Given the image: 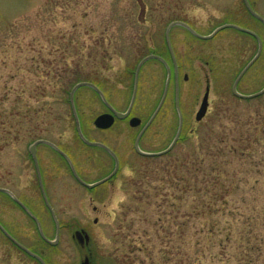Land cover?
Segmentation results:
<instances>
[{"label":"rangeland","instance_id":"rangeland-1","mask_svg":"<svg viewBox=\"0 0 264 264\" xmlns=\"http://www.w3.org/2000/svg\"><path fill=\"white\" fill-rule=\"evenodd\" d=\"M255 9L264 18V5ZM175 21L190 22L203 35L227 23L258 33L261 56L239 82L238 91L253 95L264 88V25L248 13L242 0H0V188L16 196L39 192L28 156L37 140L71 153L89 183L108 175L114 166L111 156L84 145L77 134L70 92L80 80L93 82L117 110L126 111L139 61L159 48L168 53L166 32ZM170 35L181 63L183 129L169 154L140 156L135 140L142 127H131L129 119L116 121L108 130L96 128L95 119L107 108L93 89L82 87L75 93V105L83 131L90 141L104 143L122 156L117 178L90 190L73 178L59 156L39 147L61 223L55 247L45 244L28 215L0 193L1 222L24 245L45 252L48 264H81L86 257L91 264H211L198 256L220 243L221 237L212 236L207 225L223 226V218L220 212L188 215L196 206L203 210L196 200L201 195L188 194L189 181L203 187L204 175L195 177L189 170L198 158L207 165L217 161L216 174L228 184L248 180L238 196L251 197L253 264H264V94L243 99L232 92L238 75L257 53V42L232 28L207 40L188 38L183 26H174ZM165 82L160 63L152 60L143 66L132 115L144 124L158 107ZM208 84L209 110L197 122ZM224 125L231 132L229 145H221L217 158L207 156L208 144L215 142ZM178 127L171 85L140 141L141 149L165 150ZM243 144H250V156L242 155ZM233 147L239 152H230ZM20 200L37 210L46 237L55 240L56 224L42 208L43 198ZM77 230L90 236L85 247L74 237ZM0 264L39 263L0 233Z\"/></svg>","mask_w":264,"mask_h":264},{"label":"trees","instance_id":"trees-1","mask_svg":"<svg viewBox=\"0 0 264 264\" xmlns=\"http://www.w3.org/2000/svg\"><path fill=\"white\" fill-rule=\"evenodd\" d=\"M225 128H227L226 125H224L222 131L218 132L215 142L213 141L208 144L206 148L208 149L207 156L217 158L223 152L221 145H229L227 143L230 140L231 132H227ZM248 140L246 141L249 142ZM243 145H245L244 149L246 151L244 150L242 155L250 156V144ZM230 152L237 153L239 152V148L233 147L230 149ZM203 162L204 159H200L199 161L198 158L197 161L190 163L192 167L189 168L195 177L200 173L204 175L203 181H201L203 187L199 188L198 185L194 186L195 184H192L190 181L188 182V194L194 191V193L201 195L196 200L200 204L203 203V210L198 208L199 206H196L192 208V212H189L188 215L190 217L205 216L208 212V215L213 216L220 212L223 218V226L217 222L214 225H207L208 232L212 236L221 237L220 243L208 247V250H205L198 257H207L211 264H253V254L256 251L254 240L256 237L253 230L255 216L251 206L252 201L251 197L247 194L238 196V191H241L243 185H247L249 182L248 180H244L228 184L221 174H216L220 165L217 164V161L211 165L204 164ZM212 173L213 178L208 176V174ZM202 192L203 194H200ZM203 197L206 198L203 199ZM259 250L262 251V249ZM199 264L204 263L200 262Z\"/></svg>","mask_w":264,"mask_h":264},{"label":"water","instance_id":"water-1","mask_svg":"<svg viewBox=\"0 0 264 264\" xmlns=\"http://www.w3.org/2000/svg\"><path fill=\"white\" fill-rule=\"evenodd\" d=\"M245 1V4L248 8V10L254 15L256 16L258 19H260L263 23H264V18L261 17L259 14H257L251 7V5L249 4L248 0H244ZM175 25H182L186 28H190L188 27V24L184 23V22H174L172 23L169 28H168V32H167V37H168V40H169V34H170V30L173 26ZM227 28H234V29H237L239 31H242V32H245V33H248V34H251L253 35L254 37L257 38L258 40V43H259V49H258V52L256 54V56L248 63V65L243 69V71L240 73V75L238 76L237 80L235 81L234 85H233V93L240 97V98H245V99H250V98H254V97H258L260 95H263L264 94V88L260 91V92H257L256 94H253V95H243L241 93L238 92L237 90V85L239 83V81L243 78V76L246 74V72L256 63V61L259 59L260 55H261V52H262V48H263V42H262V39L260 38V36L258 34H256L255 32L249 30V29H246V28H243V27H240V26H237V25H234V24H225V25H222L220 26L219 28H217L211 35H208V36H202V35H199L197 34L193 29L190 28V30L197 36L203 38V39H211L213 38L218 32L224 30V29H227ZM170 42V41H169ZM170 44V43H169ZM171 46V45H170ZM152 58H159L158 56H155V55H151V56H148L146 58H144L141 63L139 64L138 68H137V72H136V85H135V90H134V95H133V98L131 100V103H130V106H129V109L126 113H121V112H118L116 110H114L107 102H106V99L103 95V93L100 91V89L95 86L94 84L92 83H89V82H82V83H79L77 84L71 91V102H72V106H73V110H74V114L76 116V120H77V125H78V131H79V135L80 137L82 138V140L87 144V145H90V146H101V147H104L106 148L107 150H109L110 152H112L107 146L103 145L102 143H98V142H91L89 141L82 133L81 131V128H80V123H79V120H78V116H77V113H76V109H75V105H74V94L75 92L80 88V87H83V86H90L92 88H94L95 90H97L100 95L103 97V99L105 100V102L110 106V108L112 109L113 111V114H109V113H105V114H102L100 116H98L95 121H94V124L97 128L99 129H108L110 128L114 122H115V118L117 117L118 119H124L126 118L132 108H133V105H134V102H135V98H136V93H137V84H138V74H139V71L142 67V65L152 59ZM161 59V58H160ZM167 68H168V80H167V84H166V88H165V92H164V95H163V98L157 108V110L155 111V113L153 114L151 120L147 123V125L145 126V128L143 129V131L141 132V134L138 136L137 140H136V144H135V148H136V151L139 153V154H142V155H145V156H163L167 153H169L176 145V143L178 142L179 138H180V135H181V131H182V113H181V110H180V104H179V88H178V82H177V90H176V106H177V110H178V113H179V116H180V126H179V129H178V132H177V135L176 137L174 138L173 142L171 143V145L164 151H161V152H157V153H146L144 151H142L139 147V141L143 135V133L145 132V130L148 128V126L152 123V121L154 120V118L156 117V115L158 114V112L160 111L164 101H165V98L167 96V92H168V87H169V82H170V76H171V72H170V69L167 65ZM187 78V77H186ZM209 96H210V86L208 85L206 87V92L204 94V97H203V100L201 102V105H200V108L196 114V121H201L203 120V118L207 115V112H208V109H209ZM142 120L138 117H133L131 118L130 120V125L132 127H137L141 124ZM40 143H47V141H44V140H39L37 141L32 147H31V153L33 154L34 156V159L37 163V158H36V147L38 144ZM112 154L115 156L116 158V168H115V171L107 178L101 180V181H98L96 183H93V184H88V183H84L82 182L87 188L89 189H93L101 184H103L104 182H106L107 180H109L113 175L116 174V172L118 171L119 169V162H118V159L116 157V155L112 152ZM64 155V153H63ZM66 156V155H65ZM75 172V171H74ZM76 174V172H75ZM77 175V174H76ZM78 177V176H77ZM79 178V177H78ZM41 188L43 189V186L41 185ZM0 190L2 191H6L8 193H10L8 190H4V189H1ZM11 194V193H10ZM12 195V194H11ZM13 196V195H12ZM19 202V201H18ZM20 203V202H19ZM53 216L55 217L56 219V215L53 213ZM95 222H97V220H95ZM0 228L5 232V230L3 229V227L0 225ZM6 233V232H5ZM7 234V233H6ZM59 234V233H58ZM57 234V238L55 241H50L48 239H46L50 244L52 245H55L57 244L58 240H59V235ZM11 239H13L9 234H7ZM75 238L78 240V242L84 246L85 244L87 245L90 241V237L89 235L84 231V230H78L75 232ZM14 240V239H13ZM15 241V240H14ZM16 242V241H15ZM18 244V242H16ZM20 245V244H19ZM23 249H25L27 252H29L30 254L34 255V256H37L35 254H33L32 252H30L28 249H26L24 246L20 245ZM81 264H91V261H90V258L89 257H86L83 262Z\"/></svg>","mask_w":264,"mask_h":264},{"label":"flooded vegetation","instance_id":"flooded-vegetation-1","mask_svg":"<svg viewBox=\"0 0 264 264\" xmlns=\"http://www.w3.org/2000/svg\"><path fill=\"white\" fill-rule=\"evenodd\" d=\"M249 1V3H250V5L255 9V7L256 6H258V5H260V6H262V5H264V0H248ZM242 2H243V0H242ZM244 3V2H243ZM256 10V9H255ZM257 12V11H256ZM259 13V12H258ZM254 19L256 20V21H258V22H260L261 24H263L261 21H259L256 17H254ZM264 25V24H263ZM188 27H190L191 29H193V30H195L197 33H198V31H197V29L195 28V26L192 24V23H190V22H188ZM190 28H188V38H191L193 35H194V33L190 30ZM222 32V31H221ZM199 35H203V34H201V33H198ZM217 34H219V32L217 33ZM216 34V35H217ZM215 35V36H216ZM196 38H198V39H201V40H204L203 38H201V37H199V36H197V35H194ZM203 36H207V35H203ZM207 40V39H206ZM171 45H172V40H171ZM172 48H173V45H172ZM163 50V49H162ZM167 52L168 53H166L165 51H161L160 50V48L159 49H157V51L155 52V55L156 56H158L159 58H153V59H151V60H155V61H157L158 63H160L162 66H163V68H164V70H166V79L168 78V68H167V65H168V67H169V69H170V71H171V76H170V86L171 85H174V87H175V89H176V82L178 81V82H180V67H181V63L179 62V60H178V58H177V55H176V51L174 50V48H173V51L172 52H170V50H169V48L167 47ZM161 58V59H160ZM151 60H149V61H151ZM148 61V62H149ZM147 62V63H148ZM141 72H142V69L140 70V73H139V77H138V82L140 83V77H141ZM170 86H169V88H170ZM102 92H103V94H104V97L106 98V100H107V102H108V104H110V106L114 109V110H116V111H118V112H122V111H119V110H117L114 106H113V104H111V102L109 101V97H108V95H107V93L104 91V90H102ZM134 92V91H133ZM133 92H132V95H131V99H132V97H133ZM138 92H139V87H138V91H137V94H136V100H137V96H138ZM96 94L100 97V95L96 92ZM100 99H101V97H100ZM102 100V99H101ZM103 102V101H102ZM104 105H105V107L107 108V112H105V113H109V114H113V111H112V109L110 108V106H108L106 103H104ZM134 108V107H133ZM127 110H128V108H127ZM126 110V111H127ZM126 111H124V112H126ZM132 111H133V109H132ZM132 111H131V113L126 117V118H124L123 120H127V119H130L131 117H133V115H132ZM124 112H122V113H124ZM119 119H115V123H116V121H118ZM122 121V120H121ZM148 122V121H147ZM146 122V123H147ZM154 122V121H153ZM152 122V123H153ZM114 123V124H115ZM145 123V124H146ZM145 124L143 123V120H142V123H141V130L144 128V126H145ZM139 126V127H140ZM147 131V130H146ZM85 134V133H84ZM85 136H86V134H85ZM87 137V136H86ZM88 138V137H87ZM48 143H41V144H39L37 147H36V158H37V164H36V161H35V159H34V157H33V155L30 153V150H29V158H30V160L29 161H31V163L34 165V169H35V172H36V176H37V178H38V183H39V188H40V190H39V192H32V193H26V194H19V195H15L16 196V198H18L19 200L20 199H22V198H38V197H42L43 198V200H44V205H43V209L47 212V213H49V214H51V216L53 217V219H54V221H55V224H56V228H57V221H58V223H59V225H60V228H61V223H60V221L58 220V217H57V214H58V211L56 210V208H55V206H54V202H53V197H55V195L49 190V187H48V183H47V178H46V176H47V169H46V167H45V165L43 164V159H41V157H40V150H39V147L42 145V146H46L51 152H53V153H55L57 156H59L60 157V159L62 160V162H64L65 163V165H66V167H67V169H68V171L71 173V175L73 176V178L77 181V182H79L82 186H84V187H86L82 182H84V183H89V182H87L84 178H83V175L81 174V172L79 171V168H78V166H77V164H76V162L74 161V159H73V157H72V155H71V153H69V152H67L62 146H59L58 144H55V143H53V142H50V141H47ZM93 142H97V141H93ZM101 143V142H100ZM104 144V143H103ZM107 146V145H106ZM92 148H97V149H100V150H102V151H104V152H107L108 153V151L105 149V148H102V147H100V146H94V147H92ZM110 148V147H109ZM30 149V148H29ZM111 149V148H110ZM113 152H115L113 149H111ZM63 153H64V155H63ZM109 154V153H108ZM115 154L118 156V160H119V169H118V171H117V173H116V175H114L110 180H108L107 182H106V184L107 183H110V182H113L116 178H117V176H118V174H119V172L121 171V168H122V156H120L119 154H117L116 152H115ZM68 156L69 157V159L70 160H68L67 159V157L66 156ZM110 155V154H109ZM111 156V155H110ZM111 158H112V160H113V163H114V166H113V169L109 172V174L108 175H106L105 177H103V178H106V177H108L109 175H111L112 173H113V171H114V169H115V166H116V162H115V160H114V158L111 156ZM63 165V164H62ZM77 173V175L75 174V172ZM79 178H78V177ZM82 181V182H81ZM41 185L43 186V189L41 188ZM87 188V187H86ZM0 193H2V194H4V195H6V197H8L16 206H18L21 210H23L27 215H28V217L30 218V220H31V222H33L34 223V225H36V227H37V229L40 227L41 228V230H43V233H44V235H45V232H44V229H43V224H42V220H41V218L38 216V212H37V210H34L33 208H30V207H28L27 206V204H25L23 201H22V203L26 206L25 207V209L27 210H24V208H22L15 200H13L12 199V197L11 196H9L6 192H3V191H1ZM21 201V200H20ZM93 210L95 211V212H97L98 211V208L97 207H94L93 208ZM28 212L31 214V216H29L30 214H28ZM53 213L56 215V219H55V217L53 216ZM33 215V216H32ZM0 225L3 227V229L5 230V232H7L11 237H13L15 240H17L22 246H24V247H26L27 249H29L30 251H32V252H34L36 255H38L39 257H40V259L41 260H44L46 263H47V261H46V255H45V252H43V251H40V252H38V251H35V250H33L32 248H30V247H28V246H26V245H24L21 241H19L11 232H9L7 229H6V227H5V224H3L2 222H1V220H0ZM38 231H39V229H38ZM0 233H2V235L7 239V240H9L10 242L12 241L5 233H4V231H2L1 230V228H0ZM39 234H40V232H39ZM46 236V235H45ZM41 237V240L43 241L44 239L42 238V236H40ZM47 238V237H46ZM48 239V238H47ZM48 240H50L51 241V239H48ZM53 241V240H52ZM45 242V244H47L48 246H51L49 243H48V241H44ZM39 258H36V261H39V262H41V260H40ZM48 264V263H47Z\"/></svg>","mask_w":264,"mask_h":264}]
</instances>
